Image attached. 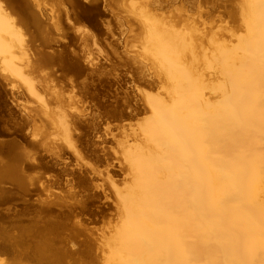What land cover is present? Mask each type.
<instances>
[{
    "label": "bare ground",
    "instance_id": "1",
    "mask_svg": "<svg viewBox=\"0 0 264 264\" xmlns=\"http://www.w3.org/2000/svg\"><path fill=\"white\" fill-rule=\"evenodd\" d=\"M68 1L74 11L81 6ZM147 1L129 6L142 27L139 48L116 62L138 80L155 72L162 90L139 93L145 114L136 122L122 123L125 111L114 115L122 133L112 154L97 160H113L121 184L111 182V168H80L88 186L104 187L92 196L109 200L94 208L104 230L76 223V248L61 250V264H264V0L236 2L235 28L218 37L155 19L143 9ZM34 5L44 10L40 0H0V69L36 97L31 107L17 103L31 121L16 130L35 152L0 138L1 193L22 188L26 171L43 166L38 150L63 159L66 145L104 143L111 131L84 132L86 107L28 76L53 60L43 49L27 55L17 28L20 11L39 22Z\"/></svg>",
    "mask_w": 264,
    "mask_h": 264
},
{
    "label": "rangeland",
    "instance_id": "2",
    "mask_svg": "<svg viewBox=\"0 0 264 264\" xmlns=\"http://www.w3.org/2000/svg\"><path fill=\"white\" fill-rule=\"evenodd\" d=\"M40 1L43 11L34 5L39 22L32 21L22 11L13 14L19 19L20 35L29 44L26 45L27 55L43 49L53 57L50 63L36 67L28 76L35 83H43L45 79L86 107V115L82 116V122L87 124L84 132L111 131L109 141L104 143L78 140L75 142L77 151L66 145L63 159H56L55 149L38 150L35 155L42 157L43 166L26 171L22 188L4 186L14 189L0 192V264H61V250L76 248L73 242L76 223L95 233L104 230L101 214L94 208L106 206L109 200H92L96 190L104 187L88 186L79 178L80 168L93 165L101 173L106 167L111 168V182L121 184L122 174L117 164L114 166L113 160V163L109 160L105 165L97 160L103 153L112 154L122 133L115 127L121 119L114 115L125 111L127 116L122 123L136 122L145 114L142 112L144 100L139 93L143 96L162 90V82L155 72L138 80L128 64L116 62L126 51L139 48L142 27L129 6L140 4L141 0H78L81 6L75 11L68 0ZM239 1L148 0L143 9L177 29L218 37L235 28L231 12ZM91 62L96 70L90 68ZM98 67L99 71L103 70L102 74L97 71ZM0 81V130L5 132L0 138L12 139L16 147L32 152L30 139L16 132L26 120L31 121L17 103L31 107L36 104V97L28 90L24 92L20 79L5 70L0 69ZM34 118L32 122L40 129L41 118ZM97 139L93 138V142ZM60 161L67 163L64 172ZM97 179L101 185L109 180L102 175ZM105 212L109 213V209Z\"/></svg>",
    "mask_w": 264,
    "mask_h": 264
}]
</instances>
